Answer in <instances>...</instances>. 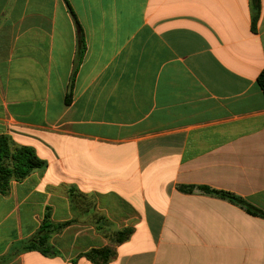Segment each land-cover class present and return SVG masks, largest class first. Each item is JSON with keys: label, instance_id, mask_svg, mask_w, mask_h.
Instances as JSON below:
<instances>
[{"label": "crops", "instance_id": "crops-1", "mask_svg": "<svg viewBox=\"0 0 264 264\" xmlns=\"http://www.w3.org/2000/svg\"><path fill=\"white\" fill-rule=\"evenodd\" d=\"M0 0V136L45 165L0 194V264H264V0ZM185 189V190H184ZM190 189V190H186ZM73 194V197L71 195ZM55 255L22 249L45 213Z\"/></svg>", "mask_w": 264, "mask_h": 264}, {"label": "trees", "instance_id": "trees-1", "mask_svg": "<svg viewBox=\"0 0 264 264\" xmlns=\"http://www.w3.org/2000/svg\"><path fill=\"white\" fill-rule=\"evenodd\" d=\"M252 8V25L254 26L259 14V0H252ZM257 84L264 95V68L257 77ZM44 165L45 162L39 159L30 147L13 148L7 136H0V194L7 193L11 181H21L34 170L40 169ZM202 190L220 198L228 199L234 204L239 205L250 215L264 218V214L261 211L239 197L226 192L209 190L208 188H202ZM71 197H73V194ZM90 206L92 219L94 224H96V230L103 234L109 240L110 244L102 248L89 250L85 253V257L91 264H108L115 255L114 247L129 238L131 229L124 228L111 232L108 231L106 228L108 222L105 217L95 211L94 205L87 203V207L89 208ZM70 223L54 224L50 220L49 213L46 212L36 234L23 245L22 249L25 251L35 250L47 256L55 255L56 251L49 244L50 237L53 233L61 231Z\"/></svg>", "mask_w": 264, "mask_h": 264}]
</instances>
